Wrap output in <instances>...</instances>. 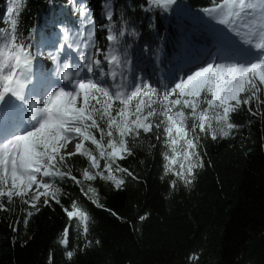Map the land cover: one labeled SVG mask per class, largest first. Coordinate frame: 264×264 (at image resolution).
<instances>
[{
  "label": "snow or ice",
  "instance_id": "obj_1",
  "mask_svg": "<svg viewBox=\"0 0 264 264\" xmlns=\"http://www.w3.org/2000/svg\"><path fill=\"white\" fill-rule=\"evenodd\" d=\"M69 2L78 17V28L73 31L57 22L54 27L60 32V42L45 51L20 29L26 0H6L5 15L0 19L4 25L0 27V211L10 210L5 199L12 204L19 198L29 206L23 220L27 226L29 218L39 212L43 197L44 206H51L52 201L60 205L69 221L75 220L82 229L80 235L86 236L89 212L75 200L71 210L61 203L62 189L56 186V178L67 177L82 185L99 177L121 189L124 180L114 172L132 173L120 161L134 155L133 146L141 133L159 140L163 125V143L168 149L165 173L190 185L195 170L203 167L197 129L210 134L213 141L228 138L241 127L232 121V114L244 106L253 116L261 114L264 0H210L201 8L208 21L222 26L212 29L218 51L194 71L174 77V83L163 85V91L133 68L125 37L139 33L127 27L124 12L117 27L113 0L102 4L107 23L99 25L107 30L106 51L97 46L92 9L76 0ZM176 2L144 0L140 7L145 12H167ZM43 60L51 65H42ZM254 101L255 111L251 107ZM72 141H76L75 150L67 151ZM77 154L88 163L82 171L83 181L72 174L67 163ZM81 191L97 204L95 187L89 185L86 192L81 187ZM12 230L17 229L13 226ZM62 236L59 243L67 247L68 226ZM74 254V250L67 251V259Z\"/></svg>",
  "mask_w": 264,
  "mask_h": 264
},
{
  "label": "trees",
  "instance_id": "obj_2",
  "mask_svg": "<svg viewBox=\"0 0 264 264\" xmlns=\"http://www.w3.org/2000/svg\"><path fill=\"white\" fill-rule=\"evenodd\" d=\"M104 2L76 0L92 9L96 43L102 51L109 47L107 30L99 27L107 23ZM209 3L177 0L167 13L143 11V0H113L117 27L124 12L127 27L139 33L125 37L136 73L163 91V85L179 77L175 71L187 74L208 46L213 56L218 38L200 11ZM6 7V0H0V19ZM57 22L78 28L69 0H26L20 29L26 36L31 34L33 43L45 51L60 41L56 37L60 32L54 27ZM104 67L107 69L106 63ZM251 107L256 110L255 101ZM259 112L253 116L244 106L232 114V121L241 127L228 138L213 141L210 134L197 129L201 137L197 151L203 167L195 170L190 185L165 173L168 149L163 143V125L159 140L141 133L133 146L134 155L120 161L132 173L117 172L124 180L121 189L111 181H83L82 157H71L67 163L82 185L67 177L56 178L55 183L62 189L60 198L65 207L71 210L75 200L89 212L87 235L81 236L82 230L73 222L67 225L66 213L54 201L51 206L42 204L27 226L23 223V228L13 232L27 210L14 198L7 205L9 211H0V264H264V105ZM173 167L178 169V165ZM89 185L97 190L99 206L81 191L83 187L86 192ZM4 202L7 204L6 199ZM141 216L146 219L141 220ZM66 226L67 247L59 243ZM69 250L75 252L71 260L66 257Z\"/></svg>",
  "mask_w": 264,
  "mask_h": 264
},
{
  "label": "rangeland",
  "instance_id": "obj_3",
  "mask_svg": "<svg viewBox=\"0 0 264 264\" xmlns=\"http://www.w3.org/2000/svg\"><path fill=\"white\" fill-rule=\"evenodd\" d=\"M143 3H144V0H143ZM71 6L73 7V5L71 4ZM171 12V11H170ZM168 13V12H167ZM100 13H98V17H100V15H99ZM162 14V12L161 13H158V14H155V16L157 15V16H160ZM170 14V13H169ZM167 18V17H166ZM165 19V18H164ZM206 19H207V17H206ZM152 20V19H151ZM207 23H208V27L209 28H211V29H213V27H222V26H219V25H215V24H213V22H211V21H208V19H207ZM159 25H160V23H159ZM210 25H212L211 27H210ZM77 28H74V29H72L73 31H75ZM163 31V30H162ZM170 31H172V29H170ZM216 35V34H215ZM217 36V35H216ZM56 37H58L59 38V40H60V35L59 36H56ZM60 42V41H59ZM219 43V42H218ZM57 44H59V43H57ZM57 46V45H56ZM210 46H208L206 49H205V52L203 51V55L201 54L200 56H199V58L196 60V62L195 63H193L190 67H188V69H187V73H189V72H191V71H194L195 69H196V67H199V66H202L204 63H206L212 56V54L210 53V49H208ZM214 47V49L212 50V53L213 54H216L217 53V51H218V47H219V45H214L213 46ZM53 50V49H52ZM73 55H75V54H73ZM41 64L42 65H46V66H50L51 65V61H49V60H43V61H41ZM186 66H187V64H186ZM187 68V67H186ZM51 69H50V67L49 68H45V71H50ZM175 74L177 75V76H180V75H182V73L181 72H178V71H175ZM63 83V82H62ZM262 99H264V96H262ZM75 142L76 141H72L71 143H70V145H72V146H70L69 145V147H68V149H67V151H73V150H75ZM74 145V146H73ZM81 161H82V163H83V169L85 168V167H87L88 166V163H87V160L85 159V158H81L80 159ZM101 165H103V161H101ZM114 174L116 175V176H119V174L117 173V172H114ZM101 181H103L102 179H100L99 177L95 180V181H87V182H101ZM5 203V202H4ZM6 204V203H5ZM43 204V197H41V201H40V203L38 204V207L40 208L41 207V205ZM8 204H6V206H7ZM26 208H27V210H29V206L28 205H26ZM17 223H15L16 224V231L15 232H17L18 231V229H20V228H23V222L21 221V220H17L16 221ZM73 222V225L74 226H78L77 225V222L75 221V220H73V221H69V219L67 220V225H69V224H71ZM80 228V227H79ZM81 229V228H80ZM82 230V229H81Z\"/></svg>",
  "mask_w": 264,
  "mask_h": 264
},
{
  "label": "bare ground",
  "instance_id": "obj_4",
  "mask_svg": "<svg viewBox=\"0 0 264 264\" xmlns=\"http://www.w3.org/2000/svg\"><path fill=\"white\" fill-rule=\"evenodd\" d=\"M76 143V142H75ZM70 146H72V145H70ZM74 146V145H73ZM74 151V150H73Z\"/></svg>",
  "mask_w": 264,
  "mask_h": 264
}]
</instances>
